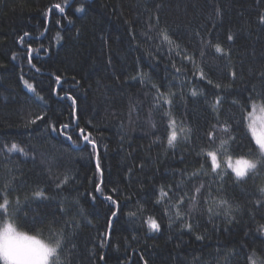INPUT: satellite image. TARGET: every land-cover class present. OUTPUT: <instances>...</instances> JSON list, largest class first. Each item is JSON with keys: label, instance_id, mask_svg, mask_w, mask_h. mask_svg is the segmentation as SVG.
I'll list each match as a JSON object with an SVG mask.
<instances>
[{"label": "trees", "instance_id": "trees-1", "mask_svg": "<svg viewBox=\"0 0 264 264\" xmlns=\"http://www.w3.org/2000/svg\"><path fill=\"white\" fill-rule=\"evenodd\" d=\"M262 15L264 0H0V203L9 201L0 220L61 240L51 264H251L253 253L264 264V167L237 183L222 164L217 171L227 174L220 180L203 154L229 135L233 159L258 153L245 117L252 103L264 104ZM217 43L226 56L215 52ZM217 97L222 103L214 110ZM173 118L178 133L184 126L191 134L178 135L170 148ZM52 123H71L76 144L52 132ZM76 123L96 140L100 172ZM12 143L28 155L9 153ZM65 176L71 179L58 189ZM107 195L119 204L110 230L116 209ZM180 196L184 203L172 207ZM220 199L231 205L230 216L215 207Z\"/></svg>", "mask_w": 264, "mask_h": 264}, {"label": "snow or ice", "instance_id": "snow-or-ice-1", "mask_svg": "<svg viewBox=\"0 0 264 264\" xmlns=\"http://www.w3.org/2000/svg\"><path fill=\"white\" fill-rule=\"evenodd\" d=\"M55 7L57 9H59V11L61 13L64 12V8L61 7L60 4H56ZM84 9L81 8H77L76 11L78 12H82ZM260 22L264 23V15H262L260 17ZM29 33L25 32L23 34V36L20 37V41L21 43L23 42L24 36H28ZM160 35L162 36V39L164 42H167L169 45H173V41L170 38L169 34L167 33L166 30H162ZM227 39L229 41L233 40V36L231 34L228 35ZM208 46H212L211 42H209ZM176 47L178 48L179 45H176ZM215 52L218 54H222V55H227V53L224 51V49L220 46V44H215ZM28 53H29V64L32 63V59H31V53H32V48L29 45L28 46ZM201 55H203V52H201ZM190 60H192L191 57H186ZM13 59H15V54L13 55ZM193 63H195L194 60H192ZM33 67H35L33 65ZM37 71H39V69H37ZM180 70L177 69V72H179ZM233 79L236 77V73L232 72L231 73ZM262 75H264V73H262ZM200 78L201 79H205V74L203 72V70L200 71ZM61 81V77L60 76H56V83L59 84ZM208 83H212L211 80L208 81ZM24 84L27 87V89H29L32 92H35L36 89L33 86V84L29 83L27 80H24ZM154 88H156L157 91V95L158 96H163L162 93H160L159 88H157L156 85H153ZM217 88L220 87V85H216ZM191 95L193 97H195L197 95V92L195 90H193L191 92ZM40 99L42 100L43 97H40ZM68 99H70L72 101V107H73V117L74 120L78 119L75 117V106H76V100L73 97H68ZM164 103L171 105L172 101L168 98H164ZM222 103L221 99L219 97H217L216 103L215 105H213V109L216 110V108ZM252 110L250 112H247L245 119H247L248 124H247V128L248 131L251 133L252 139L255 142V145L258 146V153L253 152L251 153L253 156H255V159H247L244 156H240L239 158L233 160L231 155H228L227 153L229 152V145L230 143H234L235 142V138H233L231 135H229L228 139H221L220 140V145L219 148L215 149V150H211V151H206L203 154L207 156V158L210 160V165H211V173L213 174V177H219L220 180L224 179V176L227 174V172L225 170H221L220 172H218V169H221V164H220V160L218 158V152L224 153L225 154V164L227 169L231 170V173L234 174L235 180L237 183L243 182L245 180L246 177H248L250 172H254L258 165H261L262 167H264V104H257V103H252L251 105ZM241 111H243V109H241ZM47 114H41L36 116L35 119L31 120L30 122L35 124L38 120H44L45 116ZM165 115H171L170 113H165ZM91 122L89 121V124ZM72 127L71 123H63L59 125V128H57V125L55 123H52L50 125V129L52 132H58L60 135L64 136L65 139L69 142H71L73 145L76 144V141L73 140V136L70 134L69 129ZM76 128L78 129V138L84 142L86 145H90L93 151V154L96 156V170L98 172L101 171L100 168V163H99V151L97 148V143L96 140L93 137V134L91 132H87L85 128L79 127V124L76 123ZM168 128L170 129V131L168 132L167 135V144L170 148H174L176 146V141L178 139V135L182 136L185 140L188 139L189 135L191 134V129L190 128H186L184 126H181L179 128V133L177 132V122L176 120L170 119L169 123H168ZM223 132H229V128L228 127H223L221 129ZM209 139H212V133H209ZM7 151L9 153H20L21 155L27 156L28 153L25 151V148L20 147L17 143H12L11 147L7 149ZM251 151V150H250ZM203 169V165L201 166ZM131 171V170H130ZM195 175V174H194ZM205 175H207V173H205ZM71 179V177L65 176L64 180L57 184V188H61L62 185L67 184L68 181ZM211 186V185H209ZM180 185H177V188H179ZM204 187L203 184L200 185V187L195 189V192L197 194L200 193L201 189ZM95 191L96 192H102L101 186L99 184L96 185L95 187ZM113 192L116 191V189L112 190ZM260 193L261 195H264V188L260 189ZM35 197L37 198H41V197H45V194L43 191H36L34 193ZM168 195L167 192H165L163 189H161V196L162 197H166ZM209 196H211V193H209ZM104 199L106 201H109L113 206H115L116 210H112L111 211V218L107 221L108 224V228L109 230L112 228L113 226V219L112 218H117L118 217V211H119V204L118 201L113 199L112 195H107L104 197ZM93 200H95V197H93ZM158 203L160 201H157ZM171 203V202H170ZM184 203V197L180 196L178 203L176 204H172V207H175L177 209H179V206L182 205ZM257 205L261 204L262 201L258 200L256 201ZM8 205H9V201L8 199L5 197L3 199V202L0 203V210L3 211V213H7L8 212ZM214 205L216 208H219L221 206H225V212L224 215L230 216L231 212L229 211V209H231V205L229 204V202L225 199H220L219 201H214ZM192 209L196 208V197L193 196L192 197ZM168 211V209H166V212ZM209 212H213V208L210 207L209 208ZM176 218L180 219L181 221H183L184 216L180 211L176 212ZM148 226L151 230L153 231H159L160 230V224L157 223V221L155 219L149 218L148 220ZM185 227L191 231L192 230V225L191 224H185ZM108 236H110V231L108 233ZM202 237H197V239H201ZM61 240H57L56 241V245H57V251H56V258L58 259V249L61 247ZM107 243V237L105 238L104 241L101 242V247H103L105 244ZM255 257V253H253V255L251 257H249V260L251 261V264H257V259L258 258H253ZM101 259H103V257H101Z\"/></svg>", "mask_w": 264, "mask_h": 264}, {"label": "clouds", "instance_id": "clouds-1", "mask_svg": "<svg viewBox=\"0 0 264 264\" xmlns=\"http://www.w3.org/2000/svg\"><path fill=\"white\" fill-rule=\"evenodd\" d=\"M56 251V242L20 228L11 219L0 220V264H51Z\"/></svg>", "mask_w": 264, "mask_h": 264}, {"label": "rangeland", "instance_id": "rangeland-1", "mask_svg": "<svg viewBox=\"0 0 264 264\" xmlns=\"http://www.w3.org/2000/svg\"><path fill=\"white\" fill-rule=\"evenodd\" d=\"M247 124H248V121H247ZM219 158V157H218ZM219 160H220V164L222 165H225L226 166V164H225V158H223V159H220L219 158ZM233 160H235V159H233ZM228 170H230V169H228ZM231 171V170H230ZM234 175V174H233Z\"/></svg>", "mask_w": 264, "mask_h": 264}]
</instances>
